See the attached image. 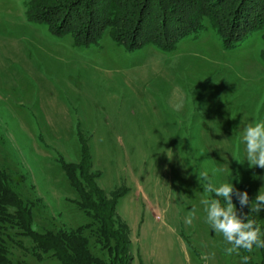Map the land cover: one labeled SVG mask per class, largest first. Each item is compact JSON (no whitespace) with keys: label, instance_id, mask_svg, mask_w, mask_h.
Returning <instances> with one entry per match:
<instances>
[{"label":"rangeland","instance_id":"374dc122","mask_svg":"<svg viewBox=\"0 0 264 264\" xmlns=\"http://www.w3.org/2000/svg\"><path fill=\"white\" fill-rule=\"evenodd\" d=\"M26 1L0 0V171L32 206L35 231L89 221L66 171L77 170L84 142L97 183L107 197L121 194L115 216L132 264H242V251L227 255L206 222L199 173L233 183L240 216V194L251 204L264 190V168L249 166L242 142L243 128L264 120V28L232 48L207 19L173 50H131L109 31L77 45L29 20ZM258 226L264 238V220ZM4 227L15 261L60 263ZM249 254L261 264L260 248Z\"/></svg>","mask_w":264,"mask_h":264},{"label":"trees","instance_id":"16d2710c","mask_svg":"<svg viewBox=\"0 0 264 264\" xmlns=\"http://www.w3.org/2000/svg\"><path fill=\"white\" fill-rule=\"evenodd\" d=\"M26 16L48 24L58 35L70 33L77 45L99 43L109 31L116 42L131 50L147 44L173 50L181 39L198 34L207 19L220 32L224 46L232 48L264 28V0H27ZM91 158L83 142L77 170L66 167L89 218L70 231L47 229L38 234L33 228L32 206H27L28 201L0 171V264H29L9 255L6 238L11 233L3 231L5 223L15 233L32 237L33 248L57 257L59 264H132L129 231L115 216L121 194L107 197L90 173ZM241 210V216L248 213L256 223L264 220V210L250 211L247 205ZM88 229L94 232L93 245ZM95 245L99 252L94 251ZM260 249V263L264 264V248ZM241 251L242 256L250 257L248 264H254L250 252ZM37 253L33 254L40 257Z\"/></svg>","mask_w":264,"mask_h":264},{"label":"clouds","instance_id":"9594fccd","mask_svg":"<svg viewBox=\"0 0 264 264\" xmlns=\"http://www.w3.org/2000/svg\"><path fill=\"white\" fill-rule=\"evenodd\" d=\"M182 99L177 100L173 107L176 111L183 108ZM242 142L245 145L246 160L249 166L264 168V120H254L243 128ZM199 179L203 181L202 187L206 195L201 198L203 211L206 213V222L214 229L215 233L221 234L226 242L225 253L239 255L241 249L252 251L253 247L264 248L261 228L256 221L248 216L237 215L236 205L232 201L231 194L234 191L232 182H224L217 186L209 177L207 171L199 173ZM223 198L221 203L219 198ZM241 206L247 205L250 211L260 212L264 210V190H259L255 200L250 204L248 193L240 194ZM192 213L188 214V222L191 221ZM250 257H241L242 264H248Z\"/></svg>","mask_w":264,"mask_h":264}]
</instances>
